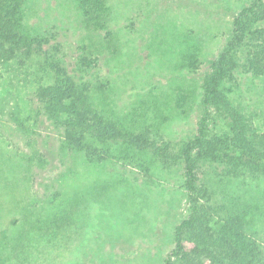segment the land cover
Here are the masks:
<instances>
[{
    "label": "rangeland",
    "instance_id": "obj_1",
    "mask_svg": "<svg viewBox=\"0 0 264 264\" xmlns=\"http://www.w3.org/2000/svg\"><path fill=\"white\" fill-rule=\"evenodd\" d=\"M246 1L106 0V27L96 30L74 0H25L24 25L61 42L68 63L80 48L97 58L106 85L91 95L98 109L127 129L166 131L180 146L196 132L202 79ZM42 63L40 55H20L0 70V264H162L188 214L183 167L151 164L145 181L134 162L100 167L66 149L35 97L48 82ZM261 79L238 93L262 140ZM209 110L210 130L224 132L227 120ZM214 185L232 210L264 224V178Z\"/></svg>",
    "mask_w": 264,
    "mask_h": 264
},
{
    "label": "trees",
    "instance_id": "obj_2",
    "mask_svg": "<svg viewBox=\"0 0 264 264\" xmlns=\"http://www.w3.org/2000/svg\"><path fill=\"white\" fill-rule=\"evenodd\" d=\"M74 2L89 26L106 27V0ZM24 4L0 0V70L17 56L40 55L48 82L36 88L35 97L40 113L61 129L63 146L100 167L134 162L145 181L151 164L183 167L188 214L175 226L162 264H264V224L258 227L255 219L232 210L234 205L214 185L243 175L264 178V139L252 133L240 95L243 82L253 86L264 76V29L258 27L264 20V0H247L234 16L226 42L201 82L203 116L195 134L180 146L166 139V131L127 129L98 109L91 95L103 94L106 85L96 71L97 58L80 48L68 63L61 42L52 44L49 34L26 30ZM211 108L227 120L222 133L208 127Z\"/></svg>",
    "mask_w": 264,
    "mask_h": 264
}]
</instances>
